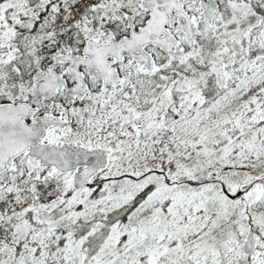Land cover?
<instances>
[{
  "label": "snow or ice",
  "instance_id": "snow-or-ice-1",
  "mask_svg": "<svg viewBox=\"0 0 264 264\" xmlns=\"http://www.w3.org/2000/svg\"><path fill=\"white\" fill-rule=\"evenodd\" d=\"M0 264H264V0H0Z\"/></svg>",
  "mask_w": 264,
  "mask_h": 264
}]
</instances>
